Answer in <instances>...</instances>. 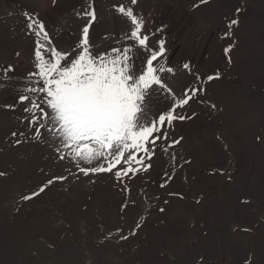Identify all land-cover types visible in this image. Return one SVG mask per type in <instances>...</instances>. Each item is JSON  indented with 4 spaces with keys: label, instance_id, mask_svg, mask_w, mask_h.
Instances as JSON below:
<instances>
[{
    "label": "rangeland",
    "instance_id": "1",
    "mask_svg": "<svg viewBox=\"0 0 264 264\" xmlns=\"http://www.w3.org/2000/svg\"><path fill=\"white\" fill-rule=\"evenodd\" d=\"M121 6L149 36L147 51L133 53L138 66L164 40L154 65L173 69L161 75L172 94L154 95L148 116L185 89L201 91L176 109L190 118L172 122L145 158L151 167L118 181L123 160L85 176L67 149L57 153L58 141L36 137L17 90L36 71L38 41L50 61L51 49L77 54L92 9L94 54L133 43ZM29 16L50 43L28 28ZM0 173V264H264V0H0ZM59 176L67 179L22 199Z\"/></svg>",
    "mask_w": 264,
    "mask_h": 264
},
{
    "label": "snow or ice",
    "instance_id": "2",
    "mask_svg": "<svg viewBox=\"0 0 264 264\" xmlns=\"http://www.w3.org/2000/svg\"><path fill=\"white\" fill-rule=\"evenodd\" d=\"M135 2L136 0H133V3ZM207 2L208 0H201V3ZM119 11L125 13L126 10L121 6ZM85 15L90 16L91 21L83 27L79 47L73 50L77 54L71 59L68 57L72 54H62L51 49L53 60L50 61L41 51L48 50L47 46L37 42L36 71L29 73L25 86L17 90V101L22 105L26 101L30 102V107L25 106L23 110L30 114L29 126H34L33 134L36 137L47 134L58 141L62 147L56 148L57 153L67 149L66 155L77 163L78 172L85 176L90 173L113 172L123 160L127 167H121L114 173L119 181L128 173L135 174L141 167L143 171L151 167L150 163L145 164V158L150 161L155 155L157 142L168 140V128L172 122L190 118L176 115V109L187 105L201 89H185L184 98L174 102L166 112L148 116L154 95L159 91L172 94L161 75L165 71L171 73L173 69L154 65V61L166 51L164 40L158 41V51L148 53L139 61L138 66L139 58L133 53L136 52L137 46L147 51L149 36L141 35L143 21L128 9L126 15L131 18L135 28L127 39L133 43L94 54L89 44V29L91 23L96 20L95 10L85 12ZM28 20V28L37 36L43 35L50 43L51 38L44 24L38 22V16L36 19L29 16ZM238 23V20L233 19L229 28ZM230 50L229 48L226 51ZM184 67L187 68L188 65ZM5 71L13 69L9 66ZM218 76L217 73L216 77L208 76L207 79L212 80ZM36 93L40 96L32 95ZM12 135L17 134L13 132ZM16 142L20 143V140ZM179 142L173 140L171 144ZM164 150L167 151V148ZM126 152L128 155L125 158ZM140 153L143 155L137 159ZM59 158L63 160L65 155H60ZM81 161L87 165L103 162L99 166L79 167ZM65 179L67 177H52L38 192L25 195L22 199H32L55 181Z\"/></svg>",
    "mask_w": 264,
    "mask_h": 264
}]
</instances>
